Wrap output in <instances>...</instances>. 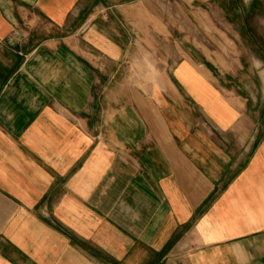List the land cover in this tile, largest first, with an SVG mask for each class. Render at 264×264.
Returning a JSON list of instances; mask_svg holds the SVG:
<instances>
[{
    "label": "crops",
    "instance_id": "1",
    "mask_svg": "<svg viewBox=\"0 0 264 264\" xmlns=\"http://www.w3.org/2000/svg\"><path fill=\"white\" fill-rule=\"evenodd\" d=\"M0 264H264V0H0Z\"/></svg>",
    "mask_w": 264,
    "mask_h": 264
},
{
    "label": "rangeland",
    "instance_id": "2",
    "mask_svg": "<svg viewBox=\"0 0 264 264\" xmlns=\"http://www.w3.org/2000/svg\"><path fill=\"white\" fill-rule=\"evenodd\" d=\"M193 7H189L188 9L191 11H195L197 6L204 8L205 10L209 11L211 13V10L215 12V19H205V31L209 34H200L199 38L202 40L209 48H217L220 44L223 45H233L234 42L233 40L231 41L228 39V35H223L219 34L218 29H213V27L217 28L220 27L224 30L227 29V19L222 18V11H219L218 7H213L211 8L210 4H192ZM166 9L168 11H172L174 13L175 10L178 9L177 4H168L166 5ZM161 11L163 12V5L162 4H157V12ZM158 21V20H157ZM168 26L173 29V37L172 40H175L176 37H179V34H175L177 32V28H180L181 26L184 27L182 32H185V30L189 32H195V28L197 27L196 25V20L195 19H185V20H179V19H168ZM215 31L212 33V31ZM189 37L195 38V34H189ZM231 39L234 38L233 35H229ZM242 38V37H241ZM243 40V39H242ZM237 43V42H235ZM169 47L174 51V41L171 43V45L164 44L163 42H159L157 44V51H156V56H155V62L156 63H162V61H159V59L163 58V55L165 52L169 51ZM257 52L253 51L251 54H256ZM146 69V71H145ZM163 67H154V66H148V68H144L142 66H139L138 69L136 68V74H139L141 76H144L143 74L146 73V75L149 74H159L161 71H163ZM246 74H250L252 82L251 84H246L247 86L250 87L251 93H252V98H251V104L253 110L258 109L260 106H263V83L260 81L259 75L257 71L255 70L254 67H248L246 68L245 71ZM246 87V86H245ZM241 91H244V88L241 89ZM248 92V89H246ZM256 104V105H255ZM255 108V109H254Z\"/></svg>",
    "mask_w": 264,
    "mask_h": 264
}]
</instances>
